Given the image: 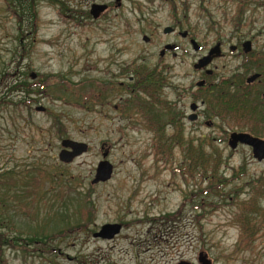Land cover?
<instances>
[{
	"label": "rangeland",
	"instance_id": "obj_1",
	"mask_svg": "<svg viewBox=\"0 0 264 264\" xmlns=\"http://www.w3.org/2000/svg\"><path fill=\"white\" fill-rule=\"evenodd\" d=\"M173 1L123 0L112 16L136 26L130 36L124 24L109 30L108 21L89 15L92 2L104 0H0V264H199L201 254L213 264H264L262 225L247 245L238 216L251 212L254 199L264 208V196L251 193L264 181V161L248 147H229L223 132L235 126L218 121L213 130L179 119L185 142L222 156L218 175L227 186L205 198L208 182L176 173L180 148L172 160H160L147 123L156 116L164 137L177 132L169 113L189 107L182 94L195 82L200 56L187 42L186 54L161 59V49L174 42L164 29L180 21L208 46L243 34L264 58V0L262 7L248 5L239 24L230 20L239 9L233 3ZM137 70L160 74L162 93L139 84L112 87L129 84ZM50 78L57 83L47 86ZM21 81H38L41 90L20 89ZM250 132L264 140V130ZM66 139L89 146L68 165L59 161ZM107 150L114 176L92 185ZM113 224L122 226L117 237L94 238Z\"/></svg>",
	"mask_w": 264,
	"mask_h": 264
},
{
	"label": "flooded vegetation",
	"instance_id": "obj_2",
	"mask_svg": "<svg viewBox=\"0 0 264 264\" xmlns=\"http://www.w3.org/2000/svg\"><path fill=\"white\" fill-rule=\"evenodd\" d=\"M108 3H95L92 2L89 15L92 16L94 21H108V28L111 30H120V25H125L124 29L127 34L136 35V26L129 22H122L121 18L116 14L112 16L114 9L123 7V0H104ZM203 3L207 2L201 0ZM176 2V3H175ZM184 0L173 1L174 7L177 5H184ZM220 4H235L236 12L230 19L231 22H245L244 9L251 4L262 7V0H218ZM186 3V2H185ZM105 6L106 10L95 19L92 15V8L95 6ZM120 20V21H119ZM170 29L168 34H165L166 29ZM164 34L168 37L173 36L174 42L166 43L160 51L161 59L169 56L174 58L179 54L184 55L187 53L185 45L193 48L199 56L197 62L193 65L195 82L189 86L188 89L184 88L182 97L185 100H190L189 107L185 108L177 116L180 120H188L191 123H201L202 126L216 130L217 122L220 121L225 126L232 127L235 130H224L223 134L227 136V142L230 147V140L233 134H247L252 135L254 131L264 130V58L262 57V47L256 49L257 44L255 39L248 40L242 34L231 38V43L223 39L217 40L212 46L199 44L194 34L185 30L180 21H177L173 27H166ZM143 42L151 44L153 39L144 36ZM197 47V48H196ZM258 51V54H257ZM223 62L237 63L236 70H227ZM256 79L251 80V78ZM134 77L129 79V84H112L114 88L119 86L130 90L135 88ZM118 87V88H119ZM162 93L161 92L159 94ZM115 110H120L119 106ZM170 110V109H168ZM170 112V111H169ZM170 114V113H169ZM250 124V128L245 132L238 127ZM262 140V138H259ZM249 146L239 144V147ZM231 148V147H230ZM235 149V150H236Z\"/></svg>",
	"mask_w": 264,
	"mask_h": 264
},
{
	"label": "trees",
	"instance_id": "obj_3",
	"mask_svg": "<svg viewBox=\"0 0 264 264\" xmlns=\"http://www.w3.org/2000/svg\"><path fill=\"white\" fill-rule=\"evenodd\" d=\"M20 5L23 6L25 4H22L21 2ZM134 73L135 80L137 84H139L138 86H141V88L143 87L142 89H145V91L149 89L151 90V92L157 94L158 91L163 88V82L165 81V79H162V77H160V74L157 75L156 71L137 70ZM49 82L50 84H47V86H52L57 83V80L55 81V78H50ZM17 84H21L20 89H25L28 92L30 90V93H34L36 88H40V86L38 85V81L31 83V85L24 81H21ZM59 85L62 88L66 89H70L72 86L71 84L67 85L64 83ZM43 89H46V87L44 86ZM90 98L92 100L95 99V97ZM27 101L31 102V100ZM170 115L171 121L169 123L173 124V126H178L177 132L174 133L172 138H166L164 137V133H161L160 124H163V122L159 120L160 118L155 116V119L147 121V123H152L150 129L155 134V140L157 143V147L155 148L160 160L164 161L165 163L172 160L174 156L173 150L178 147L181 149L184 159L183 163H181V166L177 168L176 173L181 174L185 179L196 180L197 178H200L202 182H208V187L203 193L205 198L212 196V190H215L214 193H218L225 189V187L227 186V180H225L222 176L220 177L218 175L222 162L221 154L217 150L207 152L204 150L203 145L199 147L195 143L185 142V140L183 139L182 129L181 127L179 128V124L181 121L177 116H174V114L170 113ZM1 185L2 183L0 182V189ZM257 187L254 188V190L251 192L254 195L253 198H260L261 196L263 198L264 181L259 182ZM258 201L259 199L257 201L256 199L253 200L254 205H252L251 212L247 211L243 214H238V216H240V218L242 219L241 242L245 241L247 245L255 241V237L258 235V233H260V230H258V227L260 225H262V235L264 234V208H261ZM261 211L262 215H260ZM251 215L253 218L251 217Z\"/></svg>",
	"mask_w": 264,
	"mask_h": 264
},
{
	"label": "water",
	"instance_id": "obj_4",
	"mask_svg": "<svg viewBox=\"0 0 264 264\" xmlns=\"http://www.w3.org/2000/svg\"><path fill=\"white\" fill-rule=\"evenodd\" d=\"M106 10L105 6L95 5L92 8V15L95 19H98L100 15ZM170 29L165 30V34H168ZM197 48V47H196ZM35 78V76H32ZM256 79L251 78L250 81ZM39 112H44V108L38 109ZM239 144L249 146L253 149V156L258 162L264 161V140L253 137L247 134H233L230 140L231 149L235 150ZM62 151L59 154V161L63 164H72L76 159L86 154L89 151V146L86 143L73 141L70 139L63 140L61 143ZM109 150L103 155V161H101L97 167L95 178L92 181V185H98L101 183H107L112 180L114 175V166L107 160ZM122 231V226L118 224L105 225L101 228L100 232L94 234V238L103 240H112L117 237ZM199 264H213L211 260L204 254H201L198 259ZM179 264H190L188 262H181Z\"/></svg>",
	"mask_w": 264,
	"mask_h": 264
}]
</instances>
